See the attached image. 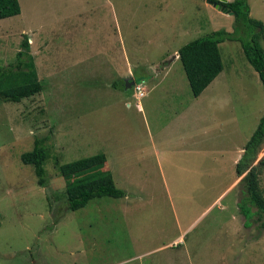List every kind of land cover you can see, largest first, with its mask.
<instances>
[{"label":"rangeland","instance_id":"rangeland-1","mask_svg":"<svg viewBox=\"0 0 264 264\" xmlns=\"http://www.w3.org/2000/svg\"><path fill=\"white\" fill-rule=\"evenodd\" d=\"M17 1L19 14L0 20V66L26 38L42 88L0 101V264H264L262 219L238 213L234 175L264 115L259 79L239 42L223 40L222 70L188 112L194 99L172 59L212 32L239 36L232 15L204 0ZM246 1L264 22V0ZM127 76L144 97L121 87ZM35 140L43 186L20 162ZM98 153L105 164L82 177L57 172ZM257 157L264 199V141ZM101 170L125 196L67 211L65 188Z\"/></svg>","mask_w":264,"mask_h":264},{"label":"trees","instance_id":"trees-1","mask_svg":"<svg viewBox=\"0 0 264 264\" xmlns=\"http://www.w3.org/2000/svg\"><path fill=\"white\" fill-rule=\"evenodd\" d=\"M212 5L224 7L232 13L234 27L242 26L239 36L234 33L216 31L208 36L194 39L182 45L177 51V60L185 76L190 94L196 98L211 83L222 70L217 45L223 41H238L241 51L249 66L256 73L263 90L264 97V29L261 22L249 17L246 0H204ZM17 0H0V20L19 14ZM237 31L236 29H234ZM21 50L15 55V62L7 67L0 66V101L18 103L21 99L29 98L41 91V84L35 73L33 59L29 55L27 39L20 43ZM23 57L24 59H21ZM121 87H124L123 81ZM264 141V115L258 120L254 131L241 148L239 158L234 164V175L241 177L238 185L241 187L240 202L236 207L245 220L256 216L264 228V199L258 188V176L262 160H258V152ZM45 150L39 140H35L29 152L20 155L23 165L32 167L36 184H45ZM105 156L98 153L85 158L58 166L57 172L62 177L77 176L79 173L102 167ZM97 169V168H96ZM97 171L90 178L70 184L64 191V205L67 211H76L87 205L93 199L103 197L120 199L124 192L114 185L111 174ZM99 172V174H98Z\"/></svg>","mask_w":264,"mask_h":264},{"label":"water","instance_id":"water-1","mask_svg":"<svg viewBox=\"0 0 264 264\" xmlns=\"http://www.w3.org/2000/svg\"><path fill=\"white\" fill-rule=\"evenodd\" d=\"M223 1V0H221ZM208 5H211L213 8H215L217 11H220L223 14L226 15H232V13L230 11H228L227 9H225L224 7H221L219 5H212L210 3L207 2ZM175 58V56L172 57V59ZM123 84H124V90L130 89V87H132V85L134 84V82L132 81L131 76H127L126 78L123 79Z\"/></svg>","mask_w":264,"mask_h":264},{"label":"built area","instance_id":"built-area-1","mask_svg":"<svg viewBox=\"0 0 264 264\" xmlns=\"http://www.w3.org/2000/svg\"><path fill=\"white\" fill-rule=\"evenodd\" d=\"M132 90L134 93V98L136 100H139L144 97L142 81H138L137 83L134 82V84L132 85Z\"/></svg>","mask_w":264,"mask_h":264},{"label":"crops","instance_id":"crops-1","mask_svg":"<svg viewBox=\"0 0 264 264\" xmlns=\"http://www.w3.org/2000/svg\"><path fill=\"white\" fill-rule=\"evenodd\" d=\"M230 1H231V0H230ZM247 5H248V4H247ZM248 8H249V5H248ZM249 11H250V10H249ZM259 15H260V17H261L262 13H261V14L259 13ZM258 21L261 22V24H262V26H263V29H264V22L262 21V19L259 18ZM175 59H177V55H176V53H175V58H174L173 60H175ZM206 88H207V87H206ZM206 88L203 90V92H205ZM203 92H201V94H203ZM201 94H200V95H201ZM200 95H199V96H200ZM197 97H198V96H197ZM197 97H196V98H193L194 100H193L190 104L187 105L186 109L188 110V112H190L191 110H193L194 105H196V103H195L196 100L198 101V98H197ZM136 106H137V105H136ZM137 107H139V108H137V111H138V110L140 111V110L142 109L140 106H137Z\"/></svg>","mask_w":264,"mask_h":264}]
</instances>
